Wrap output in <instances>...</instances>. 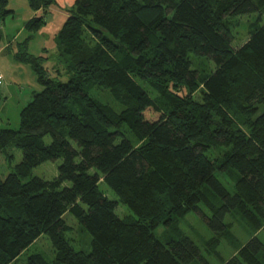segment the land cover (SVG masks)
Here are the masks:
<instances>
[{
    "label": "trees",
    "instance_id": "16d2710c",
    "mask_svg": "<svg viewBox=\"0 0 264 264\" xmlns=\"http://www.w3.org/2000/svg\"><path fill=\"white\" fill-rule=\"evenodd\" d=\"M27 1L42 13L25 23L29 35L12 55L41 91L17 129H0L6 158L21 153L0 177V264L42 235L54 259L32 253L24 264H191L202 260L191 239L162 242L155 230L199 204L210 213L207 255L220 260L226 239L235 253L221 264H264V244L253 236L235 245L225 222L264 229V0H75L50 56L28 53L27 42L54 0ZM8 4L0 0L1 21ZM255 13L235 48L234 19ZM92 87L120 109L92 97ZM59 159L53 179L28 178ZM118 205L131 215L121 218ZM66 214L90 234V252L71 246Z\"/></svg>",
    "mask_w": 264,
    "mask_h": 264
},
{
    "label": "rangeland",
    "instance_id": "374dc122",
    "mask_svg": "<svg viewBox=\"0 0 264 264\" xmlns=\"http://www.w3.org/2000/svg\"><path fill=\"white\" fill-rule=\"evenodd\" d=\"M15 4V2H12ZM16 13L5 18L4 22H0V129L15 130L19 126L20 110L31 100L33 92L41 91V87L37 84L36 78L28 66H19L20 64L14 62L12 54L16 51V43L23 42L27 33L22 29V24L27 20L26 13L29 12L28 5L23 0L17 2ZM68 16V15H67ZM257 14L243 15L234 19L236 27L234 34V47L241 46L248 35V26L255 21ZM48 19V17H47ZM49 33L55 32L58 17L50 15ZM40 36L37 35L32 41L27 42L28 53L34 56H42L43 48H47L46 55L54 54L52 48L54 42L53 35ZM5 48H8L5 50ZM50 66L46 63L45 66ZM20 67V68H19ZM89 94L100 100L102 103L109 105L115 110L120 107L113 101L112 97L107 91H101L96 87L88 90ZM264 112V103L258 105L257 115ZM127 138L132 139L130 134ZM12 158L7 159L4 152L0 151V177L4 179L9 172L12 171L14 165L21 161V153L18 150L10 151ZM61 160L56 162H45L40 166L34 168L29 177H37L43 180H51L57 175V167ZM28 178L24 179L27 180ZM225 188L231 192V187L227 182H222ZM100 190L111 200H116L114 194L105 184H100ZM119 214L122 217L130 216L129 210L118 205ZM205 216L209 217L210 213L201 204L198 205V211L190 212L182 218L173 221L172 224L165 226L161 225L155 230V235L165 242L168 239L177 238L178 233L191 239L199 248L202 260L196 259L191 264H221L220 260H228L235 253V247L226 239H222L218 247L219 259L206 254L203 247V240H207L213 236L212 231L207 227ZM65 220L67 226L70 228L66 232V238L70 240V244L76 251L90 252V234L78 224L76 219L70 214H66ZM232 222L231 232L236 238L235 245H244L248 240L255 236L264 244V229L256 234L249 232L242 222L231 219L228 215L225 222ZM32 253H39L47 260L54 259V253L51 243L47 236H40L34 243H32L20 256L13 262V264H24L28 255Z\"/></svg>",
    "mask_w": 264,
    "mask_h": 264
},
{
    "label": "crops",
    "instance_id": "0c3cea01",
    "mask_svg": "<svg viewBox=\"0 0 264 264\" xmlns=\"http://www.w3.org/2000/svg\"><path fill=\"white\" fill-rule=\"evenodd\" d=\"M19 0H9V4H8V9H10V10H12V13L10 14V15H13V14H15L16 13V9H17V2H18ZM24 2H26L27 3V5H28V1L27 0H23ZM74 1L75 0H54V4L51 6V7H49L48 8V10L46 11V14H45V25H43L42 26V28L38 31V32H36L35 34H33V37H32V39L30 40V41H32L34 38H35V36H37V35H40V36H46V35H49L50 33H49V28H48V26H49V23H50V20H49V18H50V15H53V16H57L58 17V24H57V27H56V29L57 30H55V32H52V34H50V35H53V37L51 38L52 39V41L54 42V38H55V35L57 34V32L59 31V29L61 28V26H62V24L64 23V21H65V19L67 18V15H68V10H69V8L73 5V3H74ZM12 2H15V4H12ZM28 10H29V12H27L26 13V17H27V20L25 21V22H23V24H22V29L26 32V30H25V28H24V25H25V23L27 22V21H29L31 18H33V17H35V16H39L41 13H42V11L40 10V11H37V12H33L31 9H30V7H29V5H28ZM47 17H48V19H47ZM7 18V17H6ZM5 20V19H4ZM4 20L3 21H1L0 20V22H4ZM27 33V35H26V37H25V39L28 37V35H29V33L28 32H26ZM20 43H22V42H20ZM55 43V42H54ZM6 49H8V48H5V50ZM44 49H46L47 50V48H43V50ZM42 50V51H43ZM55 51V44H54V46H53V48H52V51ZM12 58H13V56H12ZM14 62H16L14 59H12ZM16 63H18V62H16ZM18 64H20L19 66H25L24 64H21V63H18ZM27 66V65H26ZM29 67V66H28ZM20 68V67H19ZM22 68H24V67H22ZM30 68V67H29ZM32 71V70H31ZM35 76V75H34ZM36 78V77H35Z\"/></svg>",
    "mask_w": 264,
    "mask_h": 264
}]
</instances>
